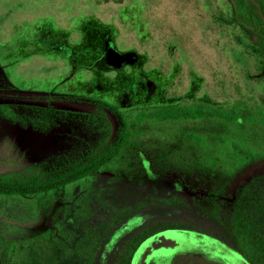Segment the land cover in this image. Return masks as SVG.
<instances>
[{"label": "rangeland", "instance_id": "374dc122", "mask_svg": "<svg viewBox=\"0 0 264 264\" xmlns=\"http://www.w3.org/2000/svg\"><path fill=\"white\" fill-rule=\"evenodd\" d=\"M234 3L0 0V87L102 100L126 123L95 174L0 194V264H264V49ZM49 107L0 104V175L98 147L89 116Z\"/></svg>", "mask_w": 264, "mask_h": 264}, {"label": "trees", "instance_id": "16d2710c", "mask_svg": "<svg viewBox=\"0 0 264 264\" xmlns=\"http://www.w3.org/2000/svg\"><path fill=\"white\" fill-rule=\"evenodd\" d=\"M244 0L248 15V22L242 24L250 28L255 34L253 41L264 49V2L263 0ZM239 15V12H236ZM98 106L107 108L119 121L118 138L110 141L112 131L111 121L102 110L94 113H79L73 110L62 109L89 116L97 129H102L104 134L97 148L84 153L79 158L62 163L59 169L28 172L21 175H0V194L23 195L31 192H46L57 188L69 181H76L84 176L95 174L99 167L116 153L126 134V123L116 106L102 100L96 101ZM48 109H51L48 107Z\"/></svg>", "mask_w": 264, "mask_h": 264}, {"label": "water", "instance_id": "95a60500", "mask_svg": "<svg viewBox=\"0 0 264 264\" xmlns=\"http://www.w3.org/2000/svg\"><path fill=\"white\" fill-rule=\"evenodd\" d=\"M47 92L45 91H36L35 89H5L0 88V104H35L39 106H53L56 108H67L76 110H86L92 108L93 104L86 103L84 101H77L71 98L61 97L47 101L46 99L34 100L32 99L33 95L35 96H44ZM41 98V97H40Z\"/></svg>", "mask_w": 264, "mask_h": 264}, {"label": "flooded vegetation", "instance_id": "af4514ba", "mask_svg": "<svg viewBox=\"0 0 264 264\" xmlns=\"http://www.w3.org/2000/svg\"><path fill=\"white\" fill-rule=\"evenodd\" d=\"M243 1V4H244V0H242ZM252 2H254L253 0H251ZM230 2L234 5V7L236 8V10H235V14H236V12H239L238 10H237V7H236V4L234 3V0H230ZM264 2V1H263ZM245 5V4H244ZM246 7V6H245ZM247 10V9H246ZM248 13V12H247ZM239 15H240V13H239ZM238 15V16H239ZM248 15V14H247ZM237 16V17H238ZM248 29H250V28H248ZM255 34V33H254ZM254 34H253V38H254ZM0 88H3V87H0ZM5 89H34V88H26V87H22V88H18V87H5ZM36 91H39V90H36ZM46 92V91H45ZM41 97V98H40ZM61 97H65V98H71V99H73L72 97V95H67V94H58V93H54V92H47L46 93V95H44V96H35V95H33V97H32V99H34L35 101L36 100H39V99H46L47 101H50V100H53V99H56V98H61ZM75 98H78V97H74V99ZM80 100L81 99H83V98H79ZM87 100H89V101H91V102H93V104L96 106V108H97V110H93L92 112H88V113H94V112H96V111H98V110H102L103 111V109L102 108H104V107H102V106H98L97 104H96V99H87ZM9 104V103H8ZM28 105H35V104H28ZM36 107H42V108H47V107H49V106H39V105H35ZM64 109H67V108H64ZM68 110H72V109H68ZM104 112V111H103ZM112 114V113H111ZM112 115H114V114H112ZM115 117V116H114ZM115 119H116V117H115ZM110 120V119H109ZM119 122V121H118ZM60 167V166H59ZM69 182H71V181H69ZM65 183H68V182H65ZM65 183H63V184H65ZM63 184H61V185H63ZM59 187H61V186H59ZM59 187H57V188H59ZM53 189H56V188H53ZM49 190H52V189H49ZM49 190H47V191H49ZM46 191V192H47ZM31 193H33V192H31ZM36 193H39V192H36ZM25 194V193H24ZM1 195H3V194H1ZM165 236H167V237H165ZM164 237L166 238V239H168L169 237H168V235H165ZM166 242H170V241H165L164 240V238H163V235H161V236H158V237H156L155 238V241H154V246H152L153 248V250L152 251H157V249H159V248H168V247H166V246H164L165 245V243ZM171 242L173 243V245H174V247H177L178 246V243L180 242V241H177V242H175L174 240H172V238H171ZM176 244V245H175ZM155 254V256L156 257H154L155 259H158V258H160V257H158V252H155L154 253Z\"/></svg>", "mask_w": 264, "mask_h": 264}]
</instances>
